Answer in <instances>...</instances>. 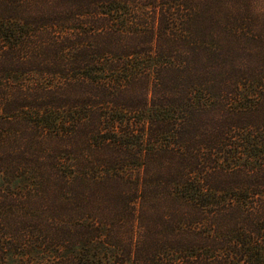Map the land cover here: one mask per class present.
<instances>
[{"label":"trees","instance_id":"1","mask_svg":"<svg viewBox=\"0 0 264 264\" xmlns=\"http://www.w3.org/2000/svg\"><path fill=\"white\" fill-rule=\"evenodd\" d=\"M0 264H264V0H0Z\"/></svg>","mask_w":264,"mask_h":264}]
</instances>
